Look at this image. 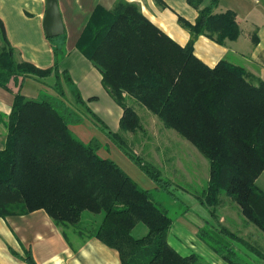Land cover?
Masks as SVG:
<instances>
[{
    "label": "trees",
    "instance_id": "16d2710c",
    "mask_svg": "<svg viewBox=\"0 0 264 264\" xmlns=\"http://www.w3.org/2000/svg\"><path fill=\"white\" fill-rule=\"evenodd\" d=\"M188 2L198 17L195 24L181 20L191 34L184 47L149 22L136 4L117 0L111 10L98 6L93 11L77 48L101 72L104 89L123 110L117 133L87 106L69 73L60 71L63 46L54 51L52 69L18 62L0 22V88L53 74L54 91L62 97L30 100L14 92L0 150V218L43 210L56 225L79 228L85 212L103 214L92 235L116 250L122 264H202L199 256H182L168 243L173 220L151 192L114 161L96 155L98 143L85 145L69 130L70 124L89 118L163 190L169 183L161 171L125 140L146 133L134 107L139 104L209 161L210 181L200 202L218 206L226 195L264 234V189L257 184L264 172V82L226 60L210 68L196 58L198 36L224 44L241 32L234 12L215 13L218 0L204 9L198 0ZM138 224L148 228L142 238L133 236ZM198 237L228 264L240 263L226 238L264 264V250L227 229H200ZM26 261L36 264L30 256Z\"/></svg>",
    "mask_w": 264,
    "mask_h": 264
},
{
    "label": "crops",
    "instance_id": "0c3cea01",
    "mask_svg": "<svg viewBox=\"0 0 264 264\" xmlns=\"http://www.w3.org/2000/svg\"><path fill=\"white\" fill-rule=\"evenodd\" d=\"M57 1L64 24V34L48 40L43 27L47 10L45 0H0V22L4 28L6 41L14 49L18 62L33 64L41 70L54 67L56 61L54 51L63 46L64 55L60 56L58 64L60 71L69 73V77L87 106L104 121L110 131L117 133L120 131L123 110L104 89L101 72L77 48L78 41L93 11L98 6L111 10L117 0ZM125 1L136 4L149 22L181 47L189 43L191 34L182 25L181 20L195 24L198 9L194 8L188 0ZM198 1L200 2L199 9H204L211 3V0ZM218 2L215 13L234 12L241 34L237 40H227L224 44L200 35L194 42V55L210 68H214L224 60L234 64H243L248 68L247 71L264 82V0H218ZM56 81L55 75L52 74L41 80L25 78L17 87L12 83L8 90L0 88V114L4 116V122L0 123V150L5 148L7 134L5 125L7 119L5 118L12 111L14 92L19 90L24 97L30 100L61 99L57 91H54ZM66 92L67 98L71 101L70 88L66 89ZM142 114L147 119L156 118L148 111ZM69 130L85 145L91 144L95 140V135L102 132L87 117H82L79 123L70 124ZM141 139L143 137L136 136L133 139L134 145H142L141 153L148 157L150 153L146 148L147 145L142 144ZM98 156L111 160L101 155ZM118 156L117 160L112 159V161L118 164L136 183L134 175L143 181L146 185L145 189L150 190L157 187L148 176L142 175L145 173L135 166V163L125 154H122V151ZM133 168L139 170L140 173ZM89 220L94 224L92 227L59 226L43 210L26 215L0 218V264H29L26 261L28 256L36 264H122L116 250L104 245L92 235L101 219L96 217ZM180 227V230L176 229L178 233L174 236L176 240H168V243L180 255L188 256L190 249L196 246L193 238V236L197 237L196 231L194 232V228L191 230L188 228V230L184 226ZM213 253V251H208L211 258H213ZM217 258L214 261L228 264L220 257Z\"/></svg>",
    "mask_w": 264,
    "mask_h": 264
},
{
    "label": "rangeland",
    "instance_id": "374dc122",
    "mask_svg": "<svg viewBox=\"0 0 264 264\" xmlns=\"http://www.w3.org/2000/svg\"><path fill=\"white\" fill-rule=\"evenodd\" d=\"M231 64L243 67L245 71L248 69L240 63ZM134 107L137 109L138 114H140L142 127L146 130L145 134L138 133L139 138L143 137L141 139L142 144L147 145L146 148H148V152L150 153L145 158L148 159H146L148 163L150 162L151 165H154L161 171V178L169 184L163 190L157 189V187L148 190L145 189L146 185L142 180L140 181L135 175L134 179L140 188L151 192L156 204H159L168 213V216L172 218L173 224L172 228H170L168 240H176L174 236L178 235L176 229L180 230V226H184L185 229L189 228L190 230L194 228L197 236L196 238L193 236L196 246L192 247L187 255L194 254L199 256L202 264L222 263L214 261L218 259L217 257H220L215 252L213 253V258L208 254V251L211 252L212 249L198 237V231L200 229H227L239 238H242V240L253 244L257 249L263 251L264 234L256 226H252L247 222L241 214L238 205L230 200L229 197L222 195L218 206H205L200 202L199 197H202L205 190H207L206 188L210 181V163H208L209 161L201 152L197 151L188 141L180 138L175 131L162 126V123L157 117L153 120L144 117L142 113L146 111L145 108L139 104H136ZM133 139L134 136L132 135L125 138L131 147L134 146L135 141ZM92 142H96L99 145L97 150L98 155L110 158L111 160H117L119 158L118 155H121V151L115 147V144L110 141L108 136L103 134V131L97 133L95 140ZM141 147L142 145L139 144L135 147V153L139 156H143ZM133 169L135 170L136 168ZM135 171L140 173L139 170ZM142 175L144 177L147 176L146 174ZM257 181L258 187L264 189V172ZM96 217L101 219L100 224L103 214L94 215L85 212L82 216L80 226L83 225L85 228L92 227L94 224L89 219L93 220ZM147 229L144 224H138L133 232V236L135 238H142L148 233ZM195 239L197 240L195 241ZM226 240H228L232 247L235 248L236 253H238L240 264H263V262L252 255L241 243L229 240V238H226Z\"/></svg>",
    "mask_w": 264,
    "mask_h": 264
},
{
    "label": "water",
    "instance_id": "95a60500",
    "mask_svg": "<svg viewBox=\"0 0 264 264\" xmlns=\"http://www.w3.org/2000/svg\"><path fill=\"white\" fill-rule=\"evenodd\" d=\"M47 10L44 19V31L47 39L60 37L64 34V24L58 7L57 0H45Z\"/></svg>",
    "mask_w": 264,
    "mask_h": 264
}]
</instances>
